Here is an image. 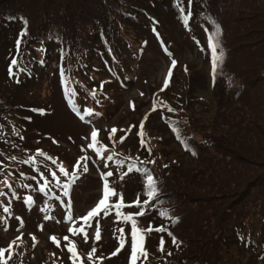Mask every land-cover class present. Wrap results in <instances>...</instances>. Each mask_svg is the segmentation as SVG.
Returning <instances> with one entry per match:
<instances>
[{
  "label": "rangeland",
  "instance_id": "rangeland-1",
  "mask_svg": "<svg viewBox=\"0 0 264 264\" xmlns=\"http://www.w3.org/2000/svg\"><path fill=\"white\" fill-rule=\"evenodd\" d=\"M158 2L159 8L155 6L153 0H151V5L149 0H142L145 7L131 5L123 9L120 14H117V22L119 25L124 26L125 30L121 28L123 32L119 33L118 31L119 34H117L115 31H110V27L114 25L112 17H108L107 26L104 28L102 22L99 24L94 23L92 16L86 14L87 17L83 18V20L87 21L86 27L81 28L71 19L67 24L68 26L60 33L55 31L53 27L56 19L50 17L53 13V7L47 6L48 9L44 12L50 18L44 19L41 16L43 9L39 2L34 0L0 1V13L6 11L26 13L23 17L18 18V22L14 26L5 25L0 29V136L4 138L3 140L13 138L20 142L19 135L13 134L20 130V128L16 127L18 123L27 127L34 134V140H39L42 136H49L53 141L44 139L43 143L38 145L47 151L56 152L57 154H61L64 151L70 153L72 155L70 169L72 173L75 172L76 174L78 170L75 165L80 162L76 156L79 153H83V155L86 153V157H89L86 160L89 169L87 175L83 177L76 175L77 179L69 178L63 184L68 196V204L59 203L58 205L49 199L40 198L33 207H27L23 204L16 205V218L9 219L6 227L9 230L18 232V235L13 239L10 235H6V239L16 240L22 233V242L16 240V244L25 242L27 245H33L31 237L34 235L38 242L37 249H34L35 253L33 255L35 254V257L32 260V264H72L70 260L71 254L66 247L69 241H61V235L68 236L70 241L75 242L77 252L83 259V264H129L122 262V256L120 257L119 254L112 255L115 251L113 241H115L116 237L112 232L113 226L108 227L110 218H105L104 212H101L98 217L92 220L91 227H88L82 219L81 228H84L89 237L87 242L83 239V233L73 235L70 229H74L76 221L85 216L102 198L105 182V178H102V174L105 172L102 163L106 165L108 156H112V161L115 163L117 185L113 189L125 188L132 196V202L139 199V197L141 200L146 199L145 202H154L152 197L147 194V183L145 190H141L139 178L134 176L133 170H128L129 165H133V160L137 159L138 149L142 148H150L151 158H156L155 164L157 166L154 164L150 168L151 175L157 182L155 195L159 194L163 189L170 191L171 196H166L165 194L161 196H163V202L173 206L172 209H162L159 212L164 213V215H172L174 220L178 216L182 217L181 221L178 219L175 230L184 239L185 254H191V260H175L177 255L176 244L170 238V243H167L163 250V255L169 259V263L172 261L174 263L182 262L183 264H201L205 261L208 262L206 264H216L214 258L220 255L221 260L218 264H264V259L263 262H255L254 258L250 260L253 255L260 254L259 245L262 232L259 229H264V152H262L263 156H250V160L263 159L256 167L254 162L250 160L237 161L234 156L238 152L237 149H233L231 143L228 146H223L219 143V148L215 149H212L211 143H209L210 148L208 150L200 151L194 157L189 153L183 152L181 143L170 135L168 130L169 123L165 125L163 119L166 117L174 118V112L177 107L173 101L181 104L182 115L184 114L188 117L187 122L180 121L179 123H183L189 130L195 131L197 136H212L217 135L218 132H225L228 136H231L234 127L231 126V123H225L224 121L217 123L220 117L218 115L220 102L225 101L219 88L220 81L223 84L225 83L223 79L218 80L212 71V53L207 42L210 33L203 25L198 23L190 24L193 27L189 28L187 26L185 29L181 19L176 18V0H158ZM220 4L221 7L218 9V0H216V25H219L221 33H224V38H226L225 23L227 25L228 20L232 16H228L230 5H226L225 0H220ZM82 5L83 3L79 7H82ZM90 9H95V7H90ZM69 12H76V8L70 9ZM25 20L27 21L26 26L24 24ZM75 28H78L76 35L74 34ZM22 32L25 34L21 35ZM124 32L128 34L126 35ZM54 33L60 34L62 37L72 36L81 42L80 46L76 47V45H73L61 57L62 61L59 67H61L64 82L61 81L62 86L60 88L57 83V79L59 81L58 72L49 67L48 62L42 65L46 69L40 67L41 65L38 61L42 59L43 51L40 47L39 49L26 50L25 52V59L32 57L30 51L37 57L36 61H34L35 65L31 67L29 73L21 71V69L25 68L23 59H19L15 66L12 65L18 41L24 52L27 46H34L37 40L50 38ZM104 41L114 52L128 56L131 53L130 48L138 45L139 41L146 43V58L141 61L143 73L138 75L139 68H137L135 76L138 79L131 77L133 80L130 88H125L119 80L114 82V84H110L111 81L108 80V77L100 73L101 79L99 83L103 85L102 88L111 85L118 91L117 97L114 96V100H112L111 95L103 94L99 91L101 85L92 86L88 89L76 87V77L83 70L93 77L92 83H96V77L90 74L88 70L96 67L99 61L100 54L96 50L98 45L95 43ZM153 44L157 46L159 53H157L156 49L151 50ZM39 45L43 44L39 43ZM99 45L101 46V44ZM165 48L167 51H165ZM54 51V55L57 54V57H59L58 47ZM169 53L171 56H169ZM133 58L136 64H140L139 53H135ZM133 58L130 59L132 62H134ZM172 59H175L177 64L172 70L168 86L164 88V82ZM58 61L51 62L50 66H54ZM99 66L100 64L97 69ZM68 68L72 72H69ZM98 72L100 71L98 70ZM217 81L218 84L216 83ZM162 88L163 90H161ZM75 89H82L85 92L83 95L87 96L91 101L95 97L102 98L101 107L105 111V117L88 120L79 115L87 122L80 124L75 119L77 117H74L63 103V100L67 97L66 91ZM93 90L96 93L94 96L92 94ZM232 97V94H230L227 97V101L232 100ZM19 102L23 103L24 109L20 107ZM154 102L161 109L152 113ZM240 103L241 98H234L225 109L226 114L229 112L228 118L231 117L232 121L240 118L237 114L238 110L241 111ZM169 109L173 111H169ZM24 110L28 114L24 115V113L18 116ZM83 110L88 111L87 108ZM143 117L146 118L142 121ZM25 118H27V121ZM138 121H142L141 124H143L145 145L141 144L139 135L141 124L137 127ZM115 127L116 132L110 134ZM129 129L131 130L129 131ZM93 130H98V134L103 141L110 139V147L105 149V158H102L104 162L100 160L102 163L98 160L101 155L92 152L91 147H87V145L92 143L91 132ZM107 131L110 137L107 135ZM122 137H124L123 142H121ZM28 145L31 146L29 141ZM5 147H8V149L15 147L11 151L21 150L20 144H15L14 142L10 143L7 141ZM97 147L101 149V141H98ZM160 151L163 155L158 154ZM254 153H257V150ZM18 154H14V157H17ZM39 157L44 159L46 165H50L46 154ZM51 157L54 159V155H51ZM221 158L226 161L239 162L237 164L238 168L232 170V167L234 169L232 164L230 167L221 166L218 163ZM166 159L172 160V163L168 165L170 169L168 172L163 170L164 165L168 163ZM118 161L123 163L118 164ZM178 161L188 162V164L185 167L177 168ZM209 161H213L215 164V172L211 179L215 184L214 187L209 184V171H207ZM61 166L60 163L57 165L59 174H62L60 171ZM253 167H255V174H257L252 179L254 181L253 188L244 195H240L239 192H233L235 188L238 190L242 188L237 181L240 180L241 182L243 178H246L248 169ZM24 168L27 167L25 166ZM50 168L52 172L54 165H51ZM237 174L238 176L236 177ZM200 175L202 176L200 177ZM122 176L123 179H121ZM10 179L11 176L0 179V184H4L5 181ZM38 179H42V177H37V181ZM106 179L110 187L112 184L109 181L110 177H106ZM219 189L233 192L229 197L223 198L225 203L220 210V212H223L222 223L225 227L230 230V220L233 219L234 215L240 213H245V219H248V216H252L253 213L256 223L262 227L255 225L251 228H257L255 240L260 242L255 245L254 249H250L246 255L245 251L247 250L244 244H240L237 238H233V241L228 244L225 250L222 243L218 240L217 228L210 235L212 231L210 226L213 223L208 226L205 225L210 218L216 217V213L219 212L216 207L217 201H215L217 198L211 199L212 201L206 198L211 195L210 193ZM136 191H143L145 194L141 195L139 194L140 192ZM32 199L34 200V198ZM129 199V196L123 198V204L126 205L119 210L120 212L131 210L128 207ZM112 200L111 196L109 203ZM117 201H120V197ZM24 204L27 203L25 202ZM32 204L27 205L30 206ZM152 206L153 203L142 204V207H138L136 212L135 210L132 212H135L133 218L136 220L137 217L141 216L136 215L139 211L149 210ZM155 212H158V210H155ZM69 214L73 217L71 221L67 219ZM45 217H51V219H46ZM18 218L23 220L22 229ZM101 218L104 219L102 220ZM188 221H190V224L187 223ZM148 222L146 220L145 223ZM217 222L218 220H216ZM104 223L107 227H103ZM97 225L101 233L99 241L94 238ZM141 225L143 224H137V226ZM183 227L188 228L181 229ZM1 234L4 235L3 232ZM52 236L60 240V246L57 247L54 242H51L49 248H47L49 251L45 255L40 256L42 248L47 244L46 240ZM6 239L0 236L2 249L8 248L5 244ZM93 247L97 251L92 260H89L88 253ZM127 248L126 246L123 249ZM239 251H243L245 257L237 259L236 256Z\"/></svg>",
  "mask_w": 264,
  "mask_h": 264
},
{
  "label": "trees",
  "instance_id": "trees-1",
  "mask_svg": "<svg viewBox=\"0 0 264 264\" xmlns=\"http://www.w3.org/2000/svg\"><path fill=\"white\" fill-rule=\"evenodd\" d=\"M1 1V0H0ZM39 2L43 11L41 12V16L44 19L46 18H54L53 27L55 31H62L65 27H67L68 23L74 20L81 28L86 27L87 21L83 20L86 18V14L92 16V20L94 23L99 24L102 22L103 27L106 28L107 26V19L108 17H112L114 21V25L110 27V31H115V33L119 34L123 32L121 28L125 27L119 25L117 22V14H120L123 9L131 6V5H140L145 7L142 3V0H34ZM156 7H160L158 0H153ZM151 5V0H149ZM226 5H230V13L228 16H232L231 19L228 20L226 25V38H224V33H221L219 36V43L222 46V51L224 54V58L222 63L219 65L217 69V73H214L215 77L218 80L223 79L224 83L220 81V91L222 92L223 100L220 102V107L218 111L219 122L222 123H231V126L234 127L233 134L228 136L225 132H218L217 135L206 136L201 135L197 136L195 131L189 130L187 127L183 125L181 122H187L188 117L186 115H182V111L180 109L181 104L173 101L177 110L174 112V118L166 117L163 119L165 125L168 124V130L170 135L178 140L184 152L191 154L192 156L198 155L200 151L208 150L209 143H211L212 149L219 148L218 144L220 143L223 146H228L231 143L233 149H237L238 153H235L234 158L237 161H245L250 160V156H263L264 152V0H225ZM83 3L82 7H79ZM215 3L216 0H182V7L184 9L183 15L190 16L188 18L187 24H185L182 13L177 10V17L181 19L184 28L186 29L187 26L192 28L194 23H198L204 26V28L211 34L215 32V25L217 23V13L215 12ZM88 5V6H84ZM166 5V4H165ZM53 7L52 15L46 16L47 13L44 12L48 7ZM172 6V4H171ZM90 7H95V9H90ZM221 7L220 0H218V9ZM76 8V12H69L70 9ZM24 12H12L6 11L0 13V29L6 26L15 25L18 22V18H21L25 15ZM215 21V23H213ZM231 22V23H230ZM118 25V26H117ZM53 31V32H55ZM65 31H67L65 29ZM119 31V33H118ZM78 32V28H75V35ZM224 32V31H223ZM61 33V32H60ZM124 34H128L125 33ZM98 39V38H97ZM209 46V40H207ZM42 43L43 45H39ZM140 43V41H139ZM138 43V45H139ZM34 46H27L28 50H31L34 47L39 46L43 50V57L47 58L48 60H55L54 57V49L58 47V52L61 55H64L68 52L69 49L73 45L76 47L80 46V40L70 36V37H62L60 34L54 33L52 37L47 39H39L37 40ZM136 45V47L138 46ZM22 46L16 45L15 50V59H18L19 56H22L23 60L25 61V68H23L24 73H28L31 70V67L34 66L32 60H35V57H31L29 59H25V53L22 51ZM219 52V49H218ZM106 54V53H105ZM115 57V56H114ZM116 58V57H115ZM128 61L133 58L126 55ZM111 60L110 58H108ZM109 62V61H108ZM218 84V81L216 82ZM244 92V93H243ZM232 94V100L234 98H241V111L238 110L237 114L239 115V120L232 121L231 117H229V112H225L226 107L230 104V101H227V97ZM242 94V95H241ZM161 98V97H160ZM191 98V97H190ZM162 118H163V111ZM222 116V118H221ZM191 124V118H190ZM220 126V125H219ZM260 128V129H259ZM2 139V136H0ZM1 143V140H0ZM1 146V144H0ZM221 149V148H220ZM131 150V149H130ZM257 150V153H254ZM44 152V151H43ZM138 156L137 159L133 160V165L135 168L133 171L136 172L135 175H141L143 178L146 179V171L150 172V168L154 166L156 158H151V154L148 149L142 148L138 149ZM158 154L163 155L162 152H158ZM60 155L56 156L54 159V169L57 178H67L71 175L72 171L70 169L71 163V156L68 153H61ZM167 157V155H166ZM168 158V157H167ZM167 160V159H166ZM62 161L66 165L65 170L69 173V175H65L63 172L59 174L57 165L58 162ZM149 161H154V163H149ZM172 160H167L168 163L164 165V172L170 171L168 165L171 164ZM237 161H226L224 158L218 160V163L223 167H230L231 164L234 166L232 170L237 169ZM254 162L255 167L258 163L263 161L261 160H250ZM170 162V163H169ZM175 163V162H174ZM207 166V171H209V184L210 186H215V184L211 181L213 177V173L215 172V164L213 161H209ZM188 162H181L178 161L177 168L185 167ZM0 179H5L8 177V171L6 164L4 161L0 160ZM155 166H157L155 164ZM255 167L249 168L247 172L246 178L240 182L238 180V184L240 183L241 189L235 188L233 192H239L240 195L246 194L253 188L252 179L257 176L255 174ZM202 175H200L201 177ZM238 174L236 175V177ZM8 185L11 183L8 181ZM7 183L0 184V192L4 193V195H0V220L2 221H9L11 217L14 216L12 210L11 214L6 213L3 211L4 207H8V203H10V191L6 194L5 186ZM162 183V181H161ZM164 184V183H163ZM117 185V182H112L110 188H114ZM190 188V187H189ZM117 190V188H116ZM163 191V192H162ZM159 194L152 197V201L154 202H144L146 203H153L151 209L153 212L155 210L161 211L162 209H172L173 206L168 205L166 202H163V196H171L170 191L163 189ZM233 192L228 190H215L211 195H209L206 199L212 201L211 199H215L217 201L216 207L218 208L216 213V217L210 218L205 225L208 226L212 224L210 227L212 228L211 233L215 228H217L218 233L217 237L220 243H222L223 248L226 250L229 243H231L233 238H237L240 244H244L245 255L248 254L250 249H254L255 245L260 241L255 240V232L257 228L251 229L255 225H258L260 228V224L256 223L255 217L252 213V216H248V219H245V213H240L234 215L233 219L230 220V230L224 226L222 223L223 212H220L221 207L224 205L225 200L223 198L229 197ZM168 194V195H167ZM158 197V198H156ZM24 196L22 199H25ZM173 201V199H171ZM191 207V204H190ZM123 208V207H122ZM121 208V209H122ZM120 209V210H121ZM149 209V210H151ZM113 212L115 213V217H119L112 227L113 235H115L116 231L119 229H123V236L126 239L125 247L127 249H123L119 252V256L121 257V261L130 264V254H131V222L126 221L124 225V220L120 218L117 214V210L112 208ZM149 210L139 211L143 212L144 215H141L136 218L137 224H143L141 226H137L140 229H148L150 226L153 229L159 228L163 226L167 228L168 226H175L174 229H168L180 242L179 245L176 244L177 255L175 260H191V254L186 255L184 252V239L176 232V225L177 223H173L174 218L172 215L164 213H153ZM149 212V213H148ZM124 215L126 211L122 212ZM133 215V213H130ZM179 221H181L182 217L178 216ZM149 221L148 223H145ZM151 220V221H150ZM216 220L218 222L216 223ZM145 223V224H144ZM190 224V221L187 222ZM188 227H183L181 229H186ZM261 242H260V254L253 255L251 259L254 258L255 262H263L264 259V229H259ZM118 236L121 233L118 231ZM254 234V235H253ZM146 237L144 247L148 253L147 259L145 260L143 257L137 261V264H183L182 262H172L163 255V251L159 250V242L161 237L166 239L167 243H170V238L167 233L165 232H144ZM209 235V240H210ZM113 241L115 245V250L118 248V239ZM47 249H45L46 252ZM237 259H241L240 257H245L243 251H239L238 255L236 256ZM221 260V256H217L214 258L216 264ZM172 262V263H171ZM208 262H202L201 264H206ZM264 263V262H263ZM249 264V263H248Z\"/></svg>",
  "mask_w": 264,
  "mask_h": 264
},
{
  "label": "snow or ice",
  "instance_id": "snow-or-ice-1",
  "mask_svg": "<svg viewBox=\"0 0 264 264\" xmlns=\"http://www.w3.org/2000/svg\"><path fill=\"white\" fill-rule=\"evenodd\" d=\"M190 3H191V0H190ZM176 7L182 13V18H183L185 24H187V21H188V18L190 16V13L188 15H183L184 9L182 7V0H176ZM213 23H215V21H213ZM24 24H25V26L27 25V21L26 20L24 21ZM25 31H26V29H25ZM24 34H25L24 32L21 33V35H24ZM220 34H221V29H220L219 25L217 24L215 32H213V33H211L209 35V47H210L211 53H212V71H213V73H217V69H218L219 65L222 63L223 58H224V54H223V51H222V46L219 43ZM17 43H18V47H19V41ZM218 49H219V52H218ZM165 51H167L166 48H165ZM169 55L171 56L170 53H169ZM16 63H17V61L15 59H13L12 65L15 66ZM176 64H177V61L175 59H172L170 67H169V70H168V73H167V77H166L165 82H164V88H166L168 86V84H169V82L171 80L172 70L176 67ZM185 70H187V69H185ZM10 73H11V69H10ZM12 74L14 75V73H12ZM102 87H103V85H101V88ZM161 90H163V88ZM92 94H93V96L96 94L95 90H93ZM153 110H155V102H154V105H153ZM40 111H42V110H40ZM169 111H173V110L169 109ZM89 115H93V113L89 112ZM140 129L141 130L139 132V135L141 137V144L145 145L146 142L143 139V136H144L143 124H141ZM130 130L131 129H129V131ZM111 131L114 134L116 132V129H112ZM97 135H98V130H93L91 132L92 143L87 145V147L95 148L96 144L98 143ZM123 140H124V137L121 138V142H123ZM148 150H149V152L151 151L150 148ZM96 152L99 154L100 149L96 148ZM39 155L44 156L45 154L42 151H40ZM49 159H51V158L49 157ZM81 159L87 160V159H89V157H82ZM107 159L108 160H112L113 157L109 156V157H107ZM33 160H34V158H32L29 161H25V162L26 163H31V162H33ZM117 163L118 164H122L123 162L122 161H118ZM149 163H154V161H149ZM75 167H76L77 170H79L81 168V165L77 164V165H75ZM82 167H83V171L84 172L88 171V168H87L86 164H84ZM134 168H135V165H129L128 170L132 171ZM60 171L63 172L66 176L69 175V173L62 166L60 168ZM145 171H146V183H147V186H148L147 194H148L149 197H154L155 194H156V184H157V182L154 179V177L150 174V172H147V170H145ZM52 175L55 177V173H53ZM71 175L73 176L74 180L78 178L76 176L75 172L71 173ZM112 175H113L112 172H106V173L102 174V178H105V182H104V185H103V196H102L101 199H99V201L96 204V206L93 207L90 211L87 212V214L85 216L82 217V219L85 222V224H87L88 227H91L92 226L91 222H92V220L95 217H98L102 211H106V210L110 211L112 208H115L117 210V214L119 216H121V218L124 221H130L131 222V226H132V230H131L130 264H137V261L139 259H141V257H143L145 260L147 259L148 253H147V251H146V249L144 247L145 240H146V237L144 235L145 231H147V232H152V231L166 232L167 231V234L169 236H171V238H172V242L174 244L179 245L180 242L177 240V238L170 231H168L166 228H164L163 226H161L159 228H156V229H153L151 226L148 229H140V228L137 227V221L133 218V215H124L122 212H120L119 210L124 206L123 205L122 194H119L120 195V202H118L116 204H112V205L109 204L110 197L118 195L117 192L115 191V189H112V188L109 187V183H108V181L106 179V177H111ZM125 175H127V173H125ZM121 179H123V176L121 177ZM5 183H7V181H5ZM8 186L11 187V185H8ZM46 187H47V185L43 186L40 190L43 191L44 188H46ZM0 195H4V193L0 192ZM26 203L27 204L34 203V201H33L31 196L27 197ZM134 203L136 205L142 207L141 202L139 201V199H137ZM3 211L6 212V213H9V215L11 214V210H10L9 207H4ZM106 214H107V212H106ZM136 215H144V213L143 212H139ZM45 218L46 219H51V217H45ZM18 219H20V218H18ZM67 219L69 221H71L73 219L72 215L69 214L67 216ZM177 222H178V218L173 220V223H177ZM20 227L21 228L23 227V220L22 219H20ZM70 231H72L73 235H80L81 233H83V239L85 240V242H87L89 237H88V233L84 230V228L70 229ZM118 231L121 233V235L119 237H117L119 246L112 253V255L119 254V252L121 250H123V248L125 247L126 239L123 236V229H119ZM22 237H23V234L21 233V235L18 236L16 238V240H20L22 242ZM31 238L33 240V246H35V243H37L38 241H36V238H35L34 235ZM94 238L97 241H99L101 239V233H100V229H99L98 225H97V227L95 229ZM50 239L57 245V247L60 246V240L57 237L52 236V237H50ZM63 239L65 241H69V243L66 245V247H67L68 252L71 254L70 255V260L72 261V264H83V259L80 257L79 253L77 252V245L75 244V242L70 241L68 236H64ZM16 240H13L9 244L7 249H0V264H7V260L11 259V256L13 254V246L19 247V245L16 244ZM164 244H165V241H164L163 237H161L160 242H159V250L160 251L164 250ZM96 251H97V249L95 247H93L91 249V251L88 253V259L89 260H92V258L95 255ZM6 252L8 253L7 257L5 256Z\"/></svg>",
  "mask_w": 264,
  "mask_h": 264
}]
</instances>
